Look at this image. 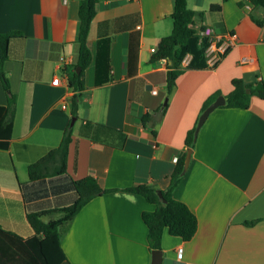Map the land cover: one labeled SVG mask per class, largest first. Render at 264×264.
<instances>
[{"label":"crops","instance_id":"0c3cea01","mask_svg":"<svg viewBox=\"0 0 264 264\" xmlns=\"http://www.w3.org/2000/svg\"><path fill=\"white\" fill-rule=\"evenodd\" d=\"M79 3L0 0V32L24 33L10 41L4 64L17 103L9 146L0 147V224L32 236L28 211L70 204L77 194L73 180L93 173L103 187L118 190L91 199L68 224L61 239L68 260L61 264H150L142 213L155 204L124 188L141 181L167 187L204 101L218 89L230 92L235 76L264 78V25L251 17H263L264 10L249 0H188L196 28L232 32L236 39L222 56L206 54L207 68L181 73L168 94L172 61L151 56L173 29L174 0H98L88 36L92 60L74 115L76 91L68 77L79 66ZM133 32L138 59L130 64ZM190 59L187 54L182 65ZM166 97L162 117L142 124L140 115L165 105ZM6 103L0 78V104ZM69 124L67 173L30 180L28 165L57 146ZM173 196L196 213L198 228L189 240L165 228L162 264H264V98L252 95L248 108L224 104L210 113ZM1 248L15 260L9 241Z\"/></svg>","mask_w":264,"mask_h":264},{"label":"trees","instance_id":"16d2710c","mask_svg":"<svg viewBox=\"0 0 264 264\" xmlns=\"http://www.w3.org/2000/svg\"><path fill=\"white\" fill-rule=\"evenodd\" d=\"M254 8L264 10V0H249ZM98 0H80L79 3V58L78 65L81 66L79 72L75 71L69 75L68 84L76 92L72 96V113L77 114L78 97L85 89L84 73L92 60V51L88 45V36L92 20L96 14V3ZM220 6V4L214 5ZM195 10L188 5V0H174V10L171 14L173 19V29L170 34L165 35L158 41L151 59L162 58L171 59L172 63L168 68L166 77V88L170 94L176 86L177 78L186 69L207 68L206 49L210 45L207 35L202 34L205 26L199 30L195 24ZM252 19L258 25H264V16H257L251 13ZM21 30H9L0 32V78L2 85L7 93V103L0 104V147L7 148L9 139L12 136L14 119L16 114L17 95L11 91L9 75L4 67L9 59V45L13 38L23 37ZM138 38L135 32L131 34L129 51L127 54L128 63L136 62L138 59ZM187 54H191V59L186 65L182 62ZM132 70V69H129ZM233 89L226 93L227 107L248 108L252 95L264 98V78L256 79L252 82L245 81L242 77L232 78ZM247 88L251 91L248 92ZM222 94L218 89L213 92L203 103L201 112ZM168 103L152 111H146L140 115L142 124L148 122L155 123L165 113ZM200 112V113H201ZM196 123L188 129L185 137L186 149L177 158L176 164L170 176L167 187L159 188L147 181L124 188L126 191L142 194L149 202L155 204L153 210H145L142 218L148 226V242L150 249H162V237L165 228L173 235L180 236L184 240L191 239L198 228V217L196 213L182 200L173 196V190L185 174L184 163L188 147H195L196 139L194 136ZM156 134V130H152ZM72 141V125L69 124L64 130L60 143L51 148L39 159L28 165L29 178L32 181L40 180L48 176L67 173V161L69 146ZM76 191L75 199L67 205L53 208H46L37 211H28V221L35 230L32 236L23 238L15 231L5 229L0 224V264L3 261L13 262V264H61L68 260V257L61 245L63 233L75 215L94 197L105 192L118 190V188L103 187L98 178L89 173L86 176L73 180ZM158 189L162 190V197L158 194ZM58 213V217H51L48 220L44 215ZM258 219L246 220L247 224H254ZM11 243V250L16 257L10 259L4 254L1 248L2 243ZM11 253V252H10ZM12 255V254H11ZM6 264V263H5Z\"/></svg>","mask_w":264,"mask_h":264},{"label":"water","instance_id":"95a60500","mask_svg":"<svg viewBox=\"0 0 264 264\" xmlns=\"http://www.w3.org/2000/svg\"><path fill=\"white\" fill-rule=\"evenodd\" d=\"M81 70V66H78L77 68V72H79ZM247 91L250 92L251 89L247 88ZM168 102V97L165 98V104ZM226 103V96L224 94H220L219 96H217V98L215 100H213L199 115L198 117V121L196 124V128H195V132H194V136L195 139L198 136V132L201 128V126L204 124V122L206 121V119L208 118V116L210 115V113L217 108L218 106L224 105ZM74 120V118H73ZM72 120V121H73ZM192 152H193V147H188L187 148V152L185 155V163H184V170L186 171L190 161H191V156H192ZM158 194L162 197L163 201H166L163 198V193L161 189H158ZM164 260V256H163V251L162 249H152V260L150 264H162Z\"/></svg>","mask_w":264,"mask_h":264},{"label":"built area","instance_id":"2783aa9c","mask_svg":"<svg viewBox=\"0 0 264 264\" xmlns=\"http://www.w3.org/2000/svg\"><path fill=\"white\" fill-rule=\"evenodd\" d=\"M202 34L207 35L209 40H210V45L206 49V54L210 55L213 54L214 52L220 56L225 54L228 49L230 48L231 45L235 43L236 39V34L232 32H227L225 34H218L213 32L212 28H206L205 30L202 31ZM218 61L215 62V64ZM59 76L55 77L53 79L54 83L59 82ZM154 92L156 90H153ZM63 108L67 107L66 103H63ZM183 254V248L179 247L177 249V256L181 257Z\"/></svg>","mask_w":264,"mask_h":264},{"label":"rangeland","instance_id":"374dc122","mask_svg":"<svg viewBox=\"0 0 264 264\" xmlns=\"http://www.w3.org/2000/svg\"><path fill=\"white\" fill-rule=\"evenodd\" d=\"M164 102H165V100H164ZM58 216H59L58 213H54V214L51 215V217H58Z\"/></svg>","mask_w":264,"mask_h":264}]
</instances>
